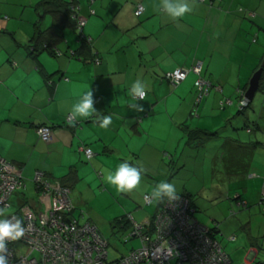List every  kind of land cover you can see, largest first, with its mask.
Here are the masks:
<instances>
[{"label":"crops","instance_id":"obj_1","mask_svg":"<svg viewBox=\"0 0 264 264\" xmlns=\"http://www.w3.org/2000/svg\"><path fill=\"white\" fill-rule=\"evenodd\" d=\"M43 1L0 0V156L23 171L27 187L16 195L17 211L26 203L43 209L35 189L37 174L51 181L67 182L69 178L70 197L80 222L86 218L83 209L101 196L115 202L124 198L120 203L124 211L117 218H139V202L150 207L157 204L156 215L166 199L157 201L152 195L161 182L173 184L178 195L191 199L192 194L202 193L201 185L189 188L190 181L210 182L214 185L210 192L217 190L221 196L234 192L245 202L254 189L247 183L251 175L264 184V170L254 168L255 155L264 145L256 134L264 133L256 119L262 113L253 112L258 125L249 133L246 111L243 115L233 111L223 122L214 117L218 98L211 100V93L218 91L232 96L226 86L232 78L236 84L238 81V105L242 96L246 98L250 86H242V75L234 73L232 63L244 65L251 57L260 56L264 64V43L259 34L263 28L258 20L264 16L263 8L252 7L251 0H182L191 11L173 18L163 9V0H68L75 2L78 18L86 23L81 30H65L66 42L59 46L63 55L55 58L49 52L33 55L39 33L55 23L52 16H43L37 8ZM138 5L146 9L141 18L136 16ZM76 31L90 41V49L81 48ZM258 47L263 50L255 51ZM75 51L82 58H72ZM195 64H202V78L213 84L209 96L200 102L197 75L190 74L177 89L163 79L167 73ZM219 65L227 69L223 75L218 73ZM254 66L257 73L263 65ZM136 82L147 92L143 101L130 95ZM88 90L93 92L96 112L68 123L73 105ZM260 94L258 108L264 111V91ZM228 102L234 108L232 98ZM198 107L204 122L193 118ZM105 116L112 122L101 128ZM42 126L53 128L51 143L40 140L38 129ZM196 131L218 135L205 143L191 138L190 133ZM83 148L96 156L88 160ZM122 162L141 169L140 184L127 192L117 191L106 180ZM203 170H210L213 176L203 180ZM147 195L153 198L150 205ZM249 224L248 240L238 251L242 264H264V231H254L252 220Z\"/></svg>","mask_w":264,"mask_h":264},{"label":"built area","instance_id":"obj_2","mask_svg":"<svg viewBox=\"0 0 264 264\" xmlns=\"http://www.w3.org/2000/svg\"><path fill=\"white\" fill-rule=\"evenodd\" d=\"M144 13L145 8L139 6L136 16L141 17ZM75 19L81 30L85 20ZM193 70L201 74L202 64ZM188 74L189 70L180 68L170 77L180 84ZM197 87L202 94H207L210 84L199 80ZM248 104L247 99L242 103L243 107ZM67 121L70 123L75 118L70 115ZM38 135L45 143L54 139L52 128L48 126L40 127ZM81 151L88 160L95 157L89 148ZM34 182L38 203L44 206L43 209L25 205L7 215L5 211L10 209L11 196L25 189L26 185L22 170L0 157V220H8L12 224L21 221V227L25 229L21 238L7 240L9 264H232L220 242L213 240L209 229L194 217L191 198L178 195L174 201L167 199L156 216L143 224L129 216L128 221L133 227L130 238H139L142 246L112 261L109 258V243L98 229L92 224L79 225L72 220L70 213L74 207L69 198L70 189L42 174H37ZM145 200L150 205L153 198L147 195Z\"/></svg>","mask_w":264,"mask_h":264},{"label":"rangeland","instance_id":"obj_3","mask_svg":"<svg viewBox=\"0 0 264 264\" xmlns=\"http://www.w3.org/2000/svg\"><path fill=\"white\" fill-rule=\"evenodd\" d=\"M252 1V7H261L264 9V0H251ZM245 6V5H244ZM264 15V12H263ZM259 21H262L261 27L264 30V16L258 18ZM257 28H259V25H256ZM261 30L259 34H261V43H264V31ZM263 50L262 47L256 49L255 51H261ZM235 58L238 59V57L235 55ZM260 56L259 57H251V61L241 64V62H234L232 63L234 67V73L239 76H241V83L242 86L245 85V88L251 85V81L254 78V65L259 64L264 69V64H262ZM227 67V65H226ZM231 68V64H230ZM259 68V67H258ZM257 68V69H258ZM261 68V69H262ZM225 66L219 65L218 73L224 74L225 72ZM227 72V69H226ZM256 74V73H255ZM229 80V79H228ZM223 81L227 82V79H223ZM228 90L232 91V96L226 95V93H222L221 91L216 92V94L211 93V100L216 99V97L219 100V104L217 105V109L214 112V117L217 119H221L223 122H225V116L229 117L230 114L234 111L235 114H238L240 110V104L238 105L237 100V88H238V81L236 84V78L230 79L229 82H227ZM235 86V87H234ZM230 87L233 89L230 90ZM250 89V87H249ZM249 91V90H248ZM212 92H215V90H212ZM261 92H257L255 95L256 97L253 99V104L250 108H246L247 114H245L246 121L250 127V130L255 131L253 126H257L258 123L261 124L264 132V111H262L261 107L258 108L259 100L261 99ZM210 94V93H209ZM209 94L207 96H209ZM205 96V97H207ZM235 102V106H233L228 102V100H231ZM264 99V97H263ZM224 102V105L222 106V103ZM204 107V106H203ZM199 108H196L193 113V118H196V122H204L205 118H199ZM259 110L262 114L257 115L256 119L258 123L255 122L254 118V111ZM258 113V111H257ZM213 118V119H215ZM211 120V118H209ZM236 120H238L236 118ZM242 120V118H240ZM212 121V120H211ZM248 132V131H247ZM251 133V132H250ZM259 133V136L261 137L262 141H264V133L262 132H256V134ZM254 168H259V170H264V145L262 148H260L256 155H255V161H254ZM210 172V170H203L202 175L204 177L203 180H207L208 178H211L210 176H213ZM243 175H240L241 178ZM244 180L245 179L244 177ZM249 180V179H248ZM258 182V179L251 178L249 181L253 182H247L250 183V185L254 188L250 192V196L245 197L244 199L249 203L248 207L240 206L238 202L240 199L236 198L233 192L230 194L229 192H223L219 193L217 190L214 192H210L213 190V184L210 182H200V181H190L188 184V187L192 190L196 189V185L199 186V192L202 193L200 195L192 194V199L194 202H192L193 208H194V217L198 219L202 223L203 226L207 227L208 229H214L215 226L218 223L219 228L221 232L218 235V240L224 244V246L227 248V250L230 252L233 258L234 264H242V256L238 253V251H242V244L244 241H247V233L246 228L250 226L249 222L252 220V229L255 230H262L264 231V218L263 216V210L264 205L262 204V200H264V184L261 182H258L257 190L255 187V181ZM235 187H238V183H234ZM204 187V188H203ZM240 191V190H239ZM241 193V191H240ZM261 194V195H260ZM231 197V198H230ZM253 200H256V202H252ZM125 200L124 198H121L118 202L110 200L107 196H101V199H99L97 202L92 204L88 209L84 208L85 216L86 218L83 219L82 223L88 222L89 220L97 227L99 233L102 235L104 239L109 243L108 252H109V258L110 260H118L122 256L127 255L132 249H138L142 246V242L139 238L131 239L130 236L132 234V226H129L128 228H121V227H113L116 220H119L120 218H117L120 216V213L124 211V209L121 207L120 203H123ZM233 202L235 204H233ZM140 204V210H142L141 216L135 217V221L140 224L146 223L151 220V218L156 213L157 204L154 203L153 206H146L143 202ZM12 204L14 207L7 211V215H11L17 211L18 206V198L15 196L12 200ZM237 204V205H236ZM196 208V209H195ZM243 210V211H242ZM245 214L242 216V214ZM238 218L239 220H235ZM216 221V222H215ZM199 222V223H200ZM261 228V229H260ZM235 238L232 240V238ZM242 254V253H241Z\"/></svg>","mask_w":264,"mask_h":264},{"label":"trees","instance_id":"obj_4","mask_svg":"<svg viewBox=\"0 0 264 264\" xmlns=\"http://www.w3.org/2000/svg\"><path fill=\"white\" fill-rule=\"evenodd\" d=\"M94 1V0H92ZM208 0L205 1V3L207 2ZM202 2V1H201ZM210 4H212L211 2H208ZM139 6H143V5H138ZM75 7V2H70L68 0H45L43 2H41L37 8L39 10H41V12L43 13V16H47V15H50L52 16V18L54 19V24L52 25V27L45 33H42L40 32L38 37L36 38V45L33 47L34 48V53L33 55H37V54H40V53H43V52H49L51 56L55 57V58H58V57H61L63 54L59 51V46H61L63 43L66 42L65 40V36H64V32L66 29L68 28H72L74 30H77L78 27H77V19L74 20V17H78L77 16V12H74L73 11V8ZM137 7V9H138ZM144 7V6H143ZM145 8V7H144ZM136 9V11H137ZM145 12H146V9H145ZM145 14V13H144ZM144 14L142 16H144ZM141 16V17H142ZM138 17V16H137ZM141 17H138V18H141ZM77 32V31H76ZM78 34V37H79V42L82 43V49L84 50L85 48H89L90 49V41L86 38V36H84V34L82 32H77ZM72 54V58H82L81 57V54H79V52L75 51V52H71ZM264 63V62H263ZM199 64H195L194 66H192L191 68H184V69H187L189 70V74H188V77L190 74H195L197 75L198 77V80H204L205 82L209 83L210 84V88H209V92L207 94H202L201 91L199 90V88L197 87V83H196V89H197V92L199 94L198 96V102H200L202 100V98H205V96H207L211 89L213 88V84L207 80H205L204 78H202V72H203V69H202V72L201 74H197L194 72V68L196 66H198ZM180 69V68H178ZM176 71V70H175ZM173 73V72H172ZM170 74L171 73H167L165 74L164 76V81L167 82L173 89H177L179 88L187 79L188 77L186 78V80L180 84H176L173 79L170 77ZM264 91V71H263V76H262V80H261V84H260V89L258 92H263ZM147 98V97H146ZM245 100V96H242L241 100H240V114H244V112L246 111L245 109L246 108H250L251 104L249 103L247 106L243 107L242 103L243 101ZM69 117V116H68ZM67 117V118H68ZM49 127V126H48ZM52 128V127H51ZM52 131H53V128H52ZM252 133V132H255L253 130H249V133ZM218 134H215V133H208L206 131H196V132H192L190 133V136L191 138L193 137H198L200 138L203 142H208L211 138L213 137H216ZM41 140V138H40ZM44 142V141H43ZM1 157V156H0ZM2 158V157H1ZM4 159V158H3ZM5 160V159H4ZM7 161V160H6ZM8 162V161H7ZM10 163V162H8ZM12 164V163H10ZM14 165V164H13ZM16 166V165H15ZM18 167V166H17ZM21 169V168H20ZM23 172V171H22ZM252 178H255L256 175H251ZM69 178H66L67 182H61L63 185L67 186L70 191L72 190L71 186L69 184H67L69 182L68 180ZM35 183V182H34ZM26 185V183H25ZM27 187V185H26ZM26 189V188H25ZM25 189H22V190H19L17 192H15L10 200H9V204H10V209H12L14 207V205L12 204V200L13 198L18 195V194H21L22 192L25 191ZM35 189H36V185H35ZM264 190V188H263ZM37 192V190H36ZM23 194V193H22ZM264 194V193H263ZM70 196H71V193H70ZM179 196H186V195H179ZM188 198H190V196H186ZM70 198V201L72 203V206L74 207V210L70 213V215L72 216V220L76 221L79 225H84V224H92L90 222H80L78 220L77 217H75V206L71 200V197ZM167 200V198L164 200V202ZM192 200V199H191ZM163 202V204H164ZM194 202V201H192ZM30 203H26L24 204L23 206L25 205H28ZM162 204V205H163ZM238 204L240 206H247L248 207V203L245 202L244 200H242L240 198V201L238 202ZM262 204L264 205V200H262ZM161 205V206H162ZM21 206V207H23ZM194 206V205H193ZM195 207V206H194ZM8 209V210H10ZM196 209V208H195ZM6 210V214H7V211ZM263 214H264V210H263ZM130 222L128 221V216H125L119 220H116V222L114 223V226L113 227H121V228H128L130 226ZM210 231V237L213 239V240H217L218 241V233H220V230H219V227H215L214 229H209ZM235 238H233L234 240ZM229 258L231 259L232 261V258L231 256H229ZM232 264H233V261H232ZM257 264H263V263H257Z\"/></svg>","mask_w":264,"mask_h":264},{"label":"clouds","instance_id":"obj_5","mask_svg":"<svg viewBox=\"0 0 264 264\" xmlns=\"http://www.w3.org/2000/svg\"><path fill=\"white\" fill-rule=\"evenodd\" d=\"M162 6L163 9L173 18L182 17L185 13L191 11L189 5L182 2V0H175V2H173V0H163ZM130 95L134 100H143L147 95V92L140 82H136L130 90ZM132 107H135L137 110H142V106L138 104H133ZM71 111L72 116L75 118L87 119L92 116L96 112V109L94 108L93 92L91 90L86 91L78 102L73 105ZM111 122V117L105 116L100 127L107 128ZM70 123L74 124L75 121ZM106 180L111 185H114L117 191H131L141 182V169L131 166L127 162H122L114 172H109L107 174ZM152 195L157 201L167 198L171 202L178 198L175 186L168 182H161L158 184ZM24 233L25 229L21 227V221L12 224L8 220H0V264H9L8 256L6 254L7 240H17L21 238Z\"/></svg>","mask_w":264,"mask_h":264},{"label":"water","instance_id":"obj_6","mask_svg":"<svg viewBox=\"0 0 264 264\" xmlns=\"http://www.w3.org/2000/svg\"><path fill=\"white\" fill-rule=\"evenodd\" d=\"M264 69H260L251 81L250 89L246 94L247 101L251 102L255 98V95L260 89V84L263 76Z\"/></svg>","mask_w":264,"mask_h":264}]
</instances>
